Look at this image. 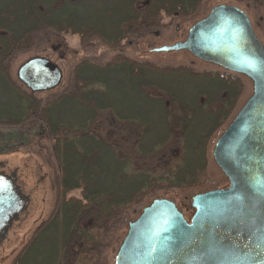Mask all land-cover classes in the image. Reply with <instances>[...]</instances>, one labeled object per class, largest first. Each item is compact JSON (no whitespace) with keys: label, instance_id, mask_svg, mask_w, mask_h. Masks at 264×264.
<instances>
[{"label":"trees","instance_id":"obj_1","mask_svg":"<svg viewBox=\"0 0 264 264\" xmlns=\"http://www.w3.org/2000/svg\"><path fill=\"white\" fill-rule=\"evenodd\" d=\"M57 2L0 0V124L27 127L44 164L53 169L55 201L47 226L62 228L54 233L63 236L52 243L54 253L71 235L67 246L75 240L81 256L93 258L106 249L113 253L128 221L154 198L171 199L209 184L210 142L235 114L248 78L186 50L168 60L169 53L162 52L152 58L156 52L147 48L158 44L147 31L159 27V16L173 12L171 3L191 16L200 0H150L142 18L141 58L70 57L61 91L57 86L32 92L13 73V63L22 54L43 50L59 65L51 48L60 31ZM179 54L185 61L177 60ZM197 62L213 68L197 67ZM167 100L178 114L167 109ZM44 138L50 145L40 143ZM74 190L78 197L69 195ZM24 246L12 264H26Z\"/></svg>","mask_w":264,"mask_h":264},{"label":"water","instance_id":"obj_2","mask_svg":"<svg viewBox=\"0 0 264 264\" xmlns=\"http://www.w3.org/2000/svg\"><path fill=\"white\" fill-rule=\"evenodd\" d=\"M186 50L199 60L241 74L252 84L246 98L217 137L212 158L227 184L196 193L190 222L175 202L157 197L127 224L113 264H264V74L246 61L264 62V46L248 16L227 4L213 6L186 37L153 52ZM32 92L56 88L57 64L33 56L16 69ZM0 245L25 216L30 194L16 168L0 162Z\"/></svg>","mask_w":264,"mask_h":264},{"label":"flooded vegetation","instance_id":"obj_3","mask_svg":"<svg viewBox=\"0 0 264 264\" xmlns=\"http://www.w3.org/2000/svg\"><path fill=\"white\" fill-rule=\"evenodd\" d=\"M206 1L207 0H200L198 7L196 8L194 14L191 16L182 15L179 11L174 10L175 4L171 3L170 7L171 9H173V12L171 14L162 13L159 16V27L161 26V30H158V28L149 29L147 31V34H152L156 39H159L160 37H164V35L167 34L170 30L171 34L169 36L176 34L173 43L183 40L186 37L189 27L197 20L206 16L209 12L208 11L206 14L197 19H192L196 12L204 5ZM218 4L233 5L244 11L249 18L253 32L264 46L263 0H259L256 2L254 0H234V4L216 3L212 5L211 8ZM149 5H151L150 0H58L57 16L60 24V31L56 33L55 45H51V48L56 52L59 62L64 61L70 54L71 58L74 60L93 56L101 58L102 56L106 55L108 56L107 61L112 56L116 55H133L136 58H141L143 53L144 39L142 18L146 13V8ZM260 12H262V14H259ZM64 22H66V24ZM127 22L131 23L127 30L128 32H126L125 30V24H127ZM172 24H174L173 30L170 28L172 27ZM180 24H187L188 26L186 29H184ZM71 36L77 37L78 40L81 41V44L80 46H78V48L70 49V46L68 45L66 39L67 37ZM133 36H135V38H131ZM103 38L108 42L103 43ZM112 40L118 42L114 43V45L111 46L109 42H111ZM159 46L160 45L149 47L147 48V51L153 52L151 51V49ZM179 51H166L162 53L174 54ZM137 53H140L138 57ZM58 67L62 72V68L60 67V65H58ZM165 104L168 110L178 114L179 110L177 107H174L172 102L167 100L165 101ZM221 132H216L213 135V138L217 139ZM215 187L217 188L218 185L214 186L213 188ZM199 189L200 187L192 189V194L189 197H184L182 200L180 199L178 202H175L176 206L180 211H182L184 218L188 222H190V219L194 212V209L190 206L191 197L196 194ZM206 190L209 189H204L203 191ZM52 211L46 219H44L37 227L33 229V231L29 233L27 239L23 243V246L25 245L24 247H26L25 251L27 250V253H29L31 250L28 248L32 245L34 240H37L43 247L40 256L45 249H50V254L53 257L49 259L45 258L42 261L39 258L40 262L38 264H81L83 263L82 261H86V264H101V262H98L99 256L97 257L95 255L92 258V256L88 253L81 256V244L78 245L75 240L67 246V241L73 237L71 235H67L65 237L66 241L64 242V244L62 242L56 254L54 253L52 243L54 242V240L58 241L60 238H63V236L54 233V231H56L58 228L59 230H61L62 228L47 226V221L51 218ZM134 219H131L130 221ZM77 229L78 228L76 227L69 228V230H72L73 232ZM123 237L117 243V247L113 252L114 257ZM26 264H29V261H27Z\"/></svg>","mask_w":264,"mask_h":264},{"label":"rangeland","instance_id":"obj_4","mask_svg":"<svg viewBox=\"0 0 264 264\" xmlns=\"http://www.w3.org/2000/svg\"><path fill=\"white\" fill-rule=\"evenodd\" d=\"M216 3H229L234 4V0H207L204 5L196 12L194 17L197 19L204 14H206L212 5ZM259 14H262L260 12ZM167 20V19H165ZM182 28L186 29L187 24H180ZM172 30L174 28V24L170 27ZM158 30H161V26L158 27ZM168 32V31H167ZM170 30L164 37H160L159 39L155 38L154 35H149V38L156 40L157 44L169 45L173 43L176 34L169 36ZM135 38V36L131 37ZM67 43L70 46V49L78 48L80 46L81 41L78 40L77 37H67ZM49 53V51H47ZM46 52L43 50H39L38 53L33 54L32 52H28L26 54H22L17 60L13 63V73H16L17 67L26 59L32 56H45ZM68 53V52H67ZM160 52H156L151 57L155 60L158 59V54ZM140 53H137V57ZM172 54L166 55L165 60H168ZM57 56V55H56ZM143 56V53H142ZM71 57V54L66 57V60ZM177 56V60L185 61L183 57L179 58ZM50 60L56 62V60L52 57H49ZM102 60H107L108 56H102ZM58 60V59H57ZM174 61H176L174 59ZM172 62V61H168ZM58 64L62 68L63 78L65 74H67L68 65L65 60L59 62ZM197 67L201 68H213L212 65L207 63H196ZM67 77V76H66ZM62 79L60 85H58L57 91H61L67 82V79ZM252 84L246 79L245 80V90L240 97L236 109L234 113L240 108L246 98L251 94ZM42 95H46L43 93ZM1 98V96H0ZM214 141L210 142V157L208 160V185L200 188L197 193L203 192L204 189L212 187V186H224L227 184V180H225L224 175L221 173L219 168L216 166L214 161L212 160L211 151L214 145ZM35 137L32 136L31 131L27 130V127H15L11 125L0 124V162L5 163L11 168H16L18 171V177L20 181L23 183V187L26 192L30 194V202L28 203L25 216L17 223L14 228L11 230L9 235L4 239V241L0 245V264H12V260L18 256V253L23 248V243L27 239L29 233L33 231L35 227H37L44 219H46L54 207L55 201V186L53 179V169H50L47 165L44 164L41 154L38 152L39 147L36 144ZM43 145H50L51 140L42 139L40 142ZM220 185V186H219ZM216 188V187H215ZM172 194V193H171ZM176 194V195H174ZM170 196L171 200L174 202H178L180 199L182 200L184 197H189L192 194L191 190L181 191L179 193H174ZM72 197H78L79 191L74 190L69 194ZM169 196V195H167ZM169 196V197H170ZM170 199V198H169ZM43 247L40 243H37L32 251L26 254V261H29V264H38L40 260L49 259L51 256L50 249H45L41 254ZM40 258V260H39ZM38 260V261H37ZM37 261V262H35ZM81 264H86V261H82ZM98 262L101 264H113L114 255L110 253V249L104 250L101 255L98 257Z\"/></svg>","mask_w":264,"mask_h":264},{"label":"snow or ice","instance_id":"obj_5","mask_svg":"<svg viewBox=\"0 0 264 264\" xmlns=\"http://www.w3.org/2000/svg\"><path fill=\"white\" fill-rule=\"evenodd\" d=\"M246 67L251 74H264V62H258L254 58L248 59L246 61ZM261 183L264 184V181ZM0 191H2V186H0Z\"/></svg>","mask_w":264,"mask_h":264}]
</instances>
